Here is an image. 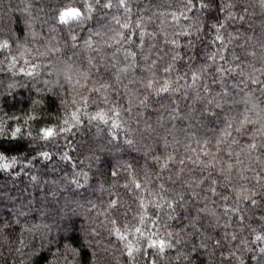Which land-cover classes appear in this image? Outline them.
Here are the masks:
<instances>
[{
	"label": "trees",
	"instance_id": "trees-1",
	"mask_svg": "<svg viewBox=\"0 0 264 264\" xmlns=\"http://www.w3.org/2000/svg\"><path fill=\"white\" fill-rule=\"evenodd\" d=\"M203 4L0 0V264H264V0Z\"/></svg>",
	"mask_w": 264,
	"mask_h": 264
},
{
	"label": "snow or ice",
	"instance_id": "snow-or-ice-1",
	"mask_svg": "<svg viewBox=\"0 0 264 264\" xmlns=\"http://www.w3.org/2000/svg\"><path fill=\"white\" fill-rule=\"evenodd\" d=\"M121 6H124L125 0H120ZM189 3H191V0H189ZM202 6L203 7H207V4H203V0H201ZM105 7H111V4H105ZM92 10L91 5H88L85 8V11L82 12L80 9L78 8H68L65 9L64 11H62L59 14V22L62 24H68L72 21H80L84 18L85 16V12H90ZM219 39V37H218ZM8 45L7 43H4L2 45H0V48H6ZM164 91H167V89H164ZM102 118V117H101ZM17 132H19V129L16 130ZM13 135H15V133H13ZM54 135V130L53 129H44L43 130V138L47 139L49 137H52ZM252 147H255V145H252ZM45 156H47V153L44 154ZM0 159H3V157H0ZM2 167L4 168H8L9 165L8 164H3ZM136 187H140L139 184L136 185ZM251 203L253 205H255L257 203V201L255 199H251ZM136 231H139V229H137ZM123 239V237H121ZM259 239V237H258ZM160 246L163 247L164 246V242L160 241L159 242ZM153 247L156 246V242L154 241L152 244ZM132 249L129 248V254L131 255Z\"/></svg>",
	"mask_w": 264,
	"mask_h": 264
}]
</instances>
